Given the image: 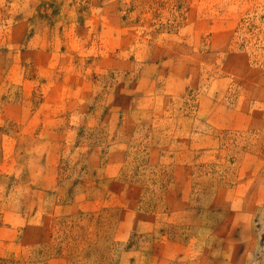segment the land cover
Masks as SVG:
<instances>
[{"label": "rangeland", "instance_id": "374dc122", "mask_svg": "<svg viewBox=\"0 0 264 264\" xmlns=\"http://www.w3.org/2000/svg\"><path fill=\"white\" fill-rule=\"evenodd\" d=\"M0 264H264V0H0Z\"/></svg>", "mask_w": 264, "mask_h": 264}, {"label": "trees", "instance_id": "16d2710c", "mask_svg": "<svg viewBox=\"0 0 264 264\" xmlns=\"http://www.w3.org/2000/svg\"><path fill=\"white\" fill-rule=\"evenodd\" d=\"M1 261L5 262V260L1 259Z\"/></svg>", "mask_w": 264, "mask_h": 264}]
</instances>
